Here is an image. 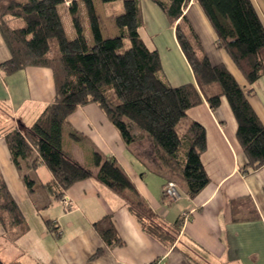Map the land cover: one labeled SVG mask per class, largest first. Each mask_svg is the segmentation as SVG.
I'll list each match as a JSON object with an SVG mask.
<instances>
[{
	"label": "trees",
	"instance_id": "1",
	"mask_svg": "<svg viewBox=\"0 0 264 264\" xmlns=\"http://www.w3.org/2000/svg\"><path fill=\"white\" fill-rule=\"evenodd\" d=\"M118 0H0V33L11 58L0 65L7 75L27 67H44L55 77L56 97L30 127L21 126L5 136L11 159L23 174L30 193L36 181L23 173L43 164L54 179L44 185L56 198L77 182L96 178L125 200L143 229L165 247L174 245L184 225L158 223L157 215L141 198L136 187L114 158L96 153L95 172L69 158L62 149V136L69 117L81 106L95 103L121 134L127 146L149 138L162 166L176 179L183 177L187 194L195 198L210 183L201 162L207 148L205 129L187 111L202 103L203 95L216 111L225 97L238 124L237 138L247 157L243 174L264 166V126L233 75L223 64L214 65L184 11L191 0H153L175 28V35L197 81L177 88L161 76L159 54L141 36L143 27L138 0H121L114 18L116 36H104L97 4ZM224 50L254 85L264 77V26L251 0H194ZM67 4L68 7L66 6ZM67 7L74 38L66 35L61 7ZM89 25L85 35L82 7ZM130 47L125 49V42ZM200 91V92H199ZM250 92V91H249ZM2 133H0L1 136ZM72 136L76 137L74 133ZM38 156H35V153ZM170 181V180H169ZM0 222L5 230L27 231L25 217L0 173ZM49 230L55 232L50 220ZM108 247L121 246L110 216L94 224ZM103 254L99 250L94 258ZM159 263L154 261L151 264ZM0 264H5L0 259ZM160 264V263H159Z\"/></svg>",
	"mask_w": 264,
	"mask_h": 264
},
{
	"label": "crops",
	"instance_id": "2",
	"mask_svg": "<svg viewBox=\"0 0 264 264\" xmlns=\"http://www.w3.org/2000/svg\"><path fill=\"white\" fill-rule=\"evenodd\" d=\"M138 1L143 23L141 36L159 54L162 78L174 88L187 84L197 87L174 26L153 0ZM251 1L264 26V0ZM115 3L117 9L112 7L114 3L97 4L104 36L118 33L114 18L121 11V0ZM184 14L211 63L226 66L247 93L264 126V77L252 86L248 84L230 56L217 48L215 33L194 0ZM82 21L89 38L85 14ZM63 23L67 37L73 39L69 15ZM10 58L0 33V65ZM55 97L51 69L27 67L10 75L0 69V173L27 227L18 236L20 229L5 230L0 222V259L5 264H264V166L246 175L242 173L248 161L237 138L236 118L225 97L213 111L201 95L202 103L187 111L188 117L205 129L207 140L201 162L210 183L195 198L189 197L183 181L182 185L177 184L181 198L175 202L166 199L164 186L172 174L155 156L152 140L145 138L127 146L97 104L79 107L63 130L62 149L69 158L95 172L99 169L94 160L96 153L114 158L157 215L159 224L172 226L184 219L170 248L148 234L125 200L96 178L77 182L64 192L72 202L70 208L63 207L61 198L44 186L54 176L43 164L23 171L36 181L34 191H28L23 174L12 162L5 136L13 129H21V124L32 126ZM74 133L76 137L72 136ZM185 213L187 217L183 216ZM105 216L111 217L123 242L121 246L108 247L95 229L94 224ZM48 220L55 232L47 227ZM99 250L103 254L94 258Z\"/></svg>",
	"mask_w": 264,
	"mask_h": 264
},
{
	"label": "built area",
	"instance_id": "3",
	"mask_svg": "<svg viewBox=\"0 0 264 264\" xmlns=\"http://www.w3.org/2000/svg\"><path fill=\"white\" fill-rule=\"evenodd\" d=\"M164 196L166 199L172 202L178 201L181 198L178 185L172 181L167 182L164 186ZM60 203L65 208H70L72 206L71 200L65 195H63V197L60 199ZM183 216L187 217L188 214L185 213L183 214ZM154 264H159V263H154Z\"/></svg>",
	"mask_w": 264,
	"mask_h": 264
},
{
	"label": "rangeland",
	"instance_id": "4",
	"mask_svg": "<svg viewBox=\"0 0 264 264\" xmlns=\"http://www.w3.org/2000/svg\"><path fill=\"white\" fill-rule=\"evenodd\" d=\"M69 4H67L66 6L68 7ZM116 5H118V3H114L112 7H115L116 9L118 8ZM120 5V4H119ZM64 6L62 9H61V14H62V17L63 19L66 21L67 20V16H68V11H67V7ZM121 6V5H120ZM82 7V12L83 14H85V11H83L84 7ZM100 10V8H99ZM87 29H90V28H87ZM89 31V30H88ZM68 34H69V31H68ZM130 47V43L128 41L125 42V49H128ZM176 179H170V181L178 184V182L180 183V185H182V182H183V177L179 174H176L175 176ZM169 182V181H168ZM179 185V184H178Z\"/></svg>",
	"mask_w": 264,
	"mask_h": 264
},
{
	"label": "bare ground",
	"instance_id": "5",
	"mask_svg": "<svg viewBox=\"0 0 264 264\" xmlns=\"http://www.w3.org/2000/svg\"><path fill=\"white\" fill-rule=\"evenodd\" d=\"M90 166V165H89Z\"/></svg>",
	"mask_w": 264,
	"mask_h": 264
}]
</instances>
